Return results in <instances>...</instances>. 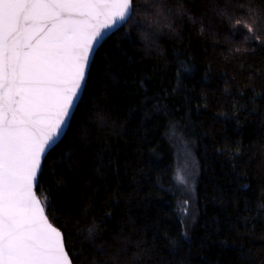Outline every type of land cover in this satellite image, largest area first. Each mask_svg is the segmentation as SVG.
Instances as JSON below:
<instances>
[{"label":"trees","instance_id":"trees-1","mask_svg":"<svg viewBox=\"0 0 264 264\" xmlns=\"http://www.w3.org/2000/svg\"><path fill=\"white\" fill-rule=\"evenodd\" d=\"M135 3L98 46L36 194L73 264H264V0ZM174 137L197 164L192 224Z\"/></svg>","mask_w":264,"mask_h":264},{"label":"snow or ice","instance_id":"snow-or-ice-1","mask_svg":"<svg viewBox=\"0 0 264 264\" xmlns=\"http://www.w3.org/2000/svg\"><path fill=\"white\" fill-rule=\"evenodd\" d=\"M135 7V0H0V264H73L64 233L46 214L49 200L35 188L98 45ZM187 71L178 65V75ZM176 180L184 183L182 175Z\"/></svg>","mask_w":264,"mask_h":264},{"label":"rangeland","instance_id":"rangeland-1","mask_svg":"<svg viewBox=\"0 0 264 264\" xmlns=\"http://www.w3.org/2000/svg\"><path fill=\"white\" fill-rule=\"evenodd\" d=\"M174 145L176 147L174 180L179 189L177 195L178 207L184 221H186V223H191L194 221L193 218L195 215V179L197 176V164L189 145L183 138L174 137ZM178 174L184 177L183 184L177 183L176 177ZM185 201H188L187 205H185ZM185 207H187L188 210L187 214H185L184 211Z\"/></svg>","mask_w":264,"mask_h":264},{"label":"water","instance_id":"water-1","mask_svg":"<svg viewBox=\"0 0 264 264\" xmlns=\"http://www.w3.org/2000/svg\"><path fill=\"white\" fill-rule=\"evenodd\" d=\"M124 22H121L120 24H118L117 25V27L116 28H114V29H112V30H110V32L107 34V36L109 35V34H111L113 31H115V30H117L122 24H123ZM106 36V37H107ZM99 46V45H98ZM83 91V90H82ZM81 94H82V92H81ZM78 103V102H77ZM67 128V127H66ZM66 130V129H65ZM36 191V190H35ZM37 197L40 199V197L37 195ZM42 201V200H41ZM51 222V221H50ZM54 226H56V225H54ZM57 228H59L58 226H56ZM60 229V228H59ZM62 232V231H61Z\"/></svg>","mask_w":264,"mask_h":264}]
</instances>
